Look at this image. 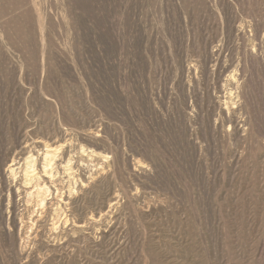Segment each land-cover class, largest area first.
<instances>
[{
    "label": "rangeland",
    "instance_id": "rangeland-1",
    "mask_svg": "<svg viewBox=\"0 0 264 264\" xmlns=\"http://www.w3.org/2000/svg\"><path fill=\"white\" fill-rule=\"evenodd\" d=\"M0 264H264V0H0Z\"/></svg>",
    "mask_w": 264,
    "mask_h": 264
},
{
    "label": "bare ground",
    "instance_id": "bare-ground-1",
    "mask_svg": "<svg viewBox=\"0 0 264 264\" xmlns=\"http://www.w3.org/2000/svg\"><path fill=\"white\" fill-rule=\"evenodd\" d=\"M57 148L58 147H54V146H52V145H46L45 146V153H44V156H43V161H44V167H43V183L45 184V185H40V184H37V187L39 188V190L40 191H43L44 193H47L49 196L50 195H54L53 194V192H52V189L53 190H56V192H55V196H54V198L53 199H56L57 197H58V195L57 194H61V196H60V198H63V194L64 193H62L61 191H60V189H58V188H53L52 186H50V187H46V185L48 184V182L50 181V179L53 177V176H51V172H49L50 171V168H48L49 166H50V157H51V155L52 154H54L55 153V151L57 150ZM58 153V152H57ZM61 161V160H60ZM60 164V163H59ZM40 181V182H41ZM39 182V183H40ZM27 185V191H29V190H31L33 187H31V185L30 184H32V182H31V180H27V183H26ZM50 185V184H49ZM51 185H53L52 184V182H51ZM17 186V185H16ZM34 186V185H33ZM39 191V192H40ZM23 190H19V187L17 188V191H16V194L18 195V196H21L23 193ZM68 199V198H67ZM63 200V199H62ZM69 201V200H68ZM45 202H46V200L43 198L41 201H40V205L43 207L44 206V204H45ZM67 202V201H66ZM63 203V202H62ZM49 205V204H48ZM41 209V208H40ZM37 213V212H36ZM40 214L38 213V215H37V220H39L40 219ZM53 224H51V226H52ZM84 226V225H83ZM83 226H80V227H83ZM53 227V226H52Z\"/></svg>",
    "mask_w": 264,
    "mask_h": 264
}]
</instances>
